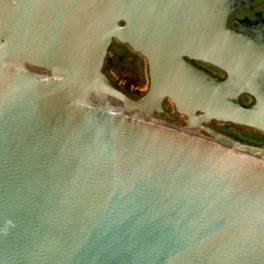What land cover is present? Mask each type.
<instances>
[{"label":"water","instance_id":"1","mask_svg":"<svg viewBox=\"0 0 264 264\" xmlns=\"http://www.w3.org/2000/svg\"><path fill=\"white\" fill-rule=\"evenodd\" d=\"M251 1L0 0V264H264V147L208 126L264 134V34L226 25ZM165 100L215 142L149 121Z\"/></svg>","mask_w":264,"mask_h":264},{"label":"flooded vegetation","instance_id":"2","mask_svg":"<svg viewBox=\"0 0 264 264\" xmlns=\"http://www.w3.org/2000/svg\"><path fill=\"white\" fill-rule=\"evenodd\" d=\"M226 25L230 29H235L238 25L246 26L250 27V33L264 34V0H252L249 3V6H247L246 8L234 9L232 13L227 17ZM257 26L260 28H258ZM136 59H138L141 63L144 81H146L145 88H143L140 94L130 93L129 90L121 87L118 82L119 78L121 77L117 72L119 67L116 63L119 64L124 61L125 63H134L136 62ZM192 64L200 68L201 70H204L208 74L214 76L220 82H223L226 79L225 73L212 65L197 62H192ZM103 71L120 91L124 92L132 98L141 97L147 91L148 78L146 59L134 54L127 45L120 44L116 41L112 42ZM131 86L132 88H135L136 82L132 81ZM239 102L245 107H250L253 105V99L246 94L239 96ZM163 109L164 112L161 114L160 118L155 117L154 114L149 119V121L164 125L169 128L191 133L207 141L215 142V140L210 135H208L199 128L188 129L186 124V118L176 114L172 105L167 100L163 102ZM208 126L224 135L234 138L235 140L243 144L264 147V134L262 133L256 132L251 129L239 127L233 124L218 123L215 121L208 123Z\"/></svg>","mask_w":264,"mask_h":264},{"label":"rangeland","instance_id":"3","mask_svg":"<svg viewBox=\"0 0 264 264\" xmlns=\"http://www.w3.org/2000/svg\"><path fill=\"white\" fill-rule=\"evenodd\" d=\"M116 64L119 67L117 72L121 77L118 80L120 86L129 90V92L132 94H140L146 85L140 61L136 59V62L134 63H125L124 61ZM132 81L136 82L135 88H132L131 86Z\"/></svg>","mask_w":264,"mask_h":264}]
</instances>
